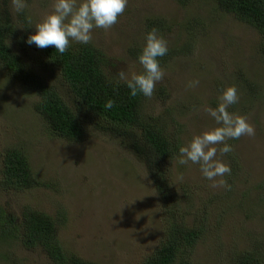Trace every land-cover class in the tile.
Masks as SVG:
<instances>
[{
    "label": "rangeland",
    "instance_id": "obj_1",
    "mask_svg": "<svg viewBox=\"0 0 264 264\" xmlns=\"http://www.w3.org/2000/svg\"><path fill=\"white\" fill-rule=\"evenodd\" d=\"M53 3L54 0H26L23 12L16 15L14 10L17 28L23 31L26 26V38L53 12ZM155 17L167 22L159 35L168 47L182 53L160 65L164 78L156 84L153 96L145 97L143 112L159 120V124L165 117L169 130L174 122L180 126V131L175 132L181 140L179 150L194 135L218 126L205 109L215 108L222 90L234 85L239 100L228 111L246 117L255 129L252 137L227 140L233 147L228 154L220 155L221 145H216L218 159L229 166L232 161L238 165L232 209L223 218L209 220L189 255L191 264H235L240 253L264 238V37L219 11L212 1L180 4L176 0H128L111 29L92 31L91 44L108 61L105 73L123 81L120 72L130 78L143 71L131 53L143 47L149 29L146 20ZM191 26L195 31H190ZM33 47L22 44L25 54H30L31 60L26 61L36 69L34 61L42 64L43 59ZM7 74L0 66V211L15 219L19 228L21 208L44 212L54 220L58 244L83 260L142 264L164 238L167 225L162 201L147 171L121 145L132 142L102 133L94 118L84 113L87 124L79 142L51 136L33 109L35 94ZM193 80L199 83L188 88L187 83ZM55 85L64 96L60 80ZM194 105L198 111L193 110ZM133 129L136 135L138 130ZM12 146L26 153L41 183L39 187L2 188V153ZM177 155L178 151L168 163L169 181L174 184L184 224L194 225L201 217L200 201L220 203L227 191L213 188L198 164L178 165ZM181 173L183 181H178ZM183 186L194 196L192 208L184 209L180 194ZM0 264L54 263L38 245H26L22 236L14 234L0 236Z\"/></svg>",
    "mask_w": 264,
    "mask_h": 264
},
{
    "label": "trees",
    "instance_id": "obj_2",
    "mask_svg": "<svg viewBox=\"0 0 264 264\" xmlns=\"http://www.w3.org/2000/svg\"><path fill=\"white\" fill-rule=\"evenodd\" d=\"M11 1L0 0L1 68L11 80L35 94L37 101L33 109L45 122L51 136L68 142H79L87 124L83 118L84 113L94 118L102 133L132 142L121 145L132 152L147 171L162 201L163 217L167 225L164 238L142 264H191L189 255L201 240L209 220L223 218L232 209L234 178L239 171L236 162H231V174L224 177L231 189H224L227 192L222 194L221 202L200 201L198 209L202 212L201 217L197 218L194 225H185L174 184L169 181L168 170V163L172 162L178 151V143H181L178 134H175L180 131V126L174 122L172 130H169L165 117L164 123L159 124V120L145 114V97L139 94L136 97L130 96L124 81L105 73L107 58L91 43L84 45L71 42L63 54L55 51L52 46L44 49L30 46L43 59L42 64L34 61L36 69L31 67L26 61L31 60L30 54L26 55L22 48L26 40L23 32L26 26L24 25L23 31L17 28ZM176 1L187 4L193 0ZM207 1H212L219 11L232 15L235 20L253 28L264 37V0ZM146 21L148 31L153 27L158 31L163 26L167 27V22L161 17L148 18ZM190 31L195 29L191 26ZM190 45L191 40L188 42V46ZM168 48V53L158 58L160 65L182 53L179 49ZM141 49L136 47L131 55L137 59ZM56 76L63 86L64 96L55 87V81H59ZM109 99L114 101V106L106 109L104 105ZM133 128L138 130L136 135L133 134ZM1 174L3 189L31 190L41 184L35 177L26 153L20 147L12 146L3 151ZM180 194L185 203L184 209L192 208L194 196L189 189L183 186ZM208 207L211 209L207 210ZM20 227L15 219L0 211L2 238L14 234L22 236L24 244L38 245L54 264H97L64 250L56 239L54 220L44 212L29 207L21 208ZM235 264H264V238L258 239L249 250L240 253Z\"/></svg>",
    "mask_w": 264,
    "mask_h": 264
},
{
    "label": "clouds",
    "instance_id": "obj_3",
    "mask_svg": "<svg viewBox=\"0 0 264 264\" xmlns=\"http://www.w3.org/2000/svg\"><path fill=\"white\" fill-rule=\"evenodd\" d=\"M127 4L128 0H54L53 12L35 26V32L26 38L25 43L40 49L52 46L60 54L66 52L72 41L90 44L93 29H111L118 22V17L124 13ZM12 5L17 13L23 12L27 6L26 0H12ZM168 51V43L159 35L157 28L153 27L145 33L144 45L137 57L143 71L132 74L130 78L124 72L119 73L130 96H153L156 84L165 75L158 58L165 56ZM198 83L195 80L189 81L187 87L193 88ZM219 99L220 103L215 108L205 109L218 126L194 135L186 145L180 146L177 164H198L202 176L212 182L213 188L230 190L231 185L224 177L231 174V168L217 158L216 145H221L220 155L228 154L233 151V147L227 140H237L242 136L252 137L255 129L246 117L228 111L229 106L239 100L238 90L234 85L223 89ZM113 106L114 101L111 99L104 105L106 109ZM193 110L199 109L194 105ZM177 180L183 181L182 173L177 176Z\"/></svg>",
    "mask_w": 264,
    "mask_h": 264
}]
</instances>
